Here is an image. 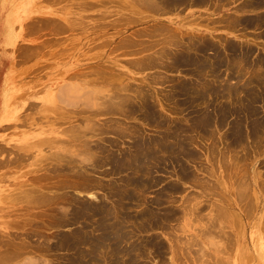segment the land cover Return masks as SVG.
<instances>
[{"label":"rangeland","instance_id":"obj_1","mask_svg":"<svg viewBox=\"0 0 264 264\" xmlns=\"http://www.w3.org/2000/svg\"><path fill=\"white\" fill-rule=\"evenodd\" d=\"M193 1L155 13L139 0H0V258L15 257L0 264H264V81L248 86L264 67L204 79L226 90L212 99L178 64L181 42L155 31L262 61L264 29L230 23L264 16V1ZM198 91L206 101H191Z\"/></svg>","mask_w":264,"mask_h":264},{"label":"bare ground","instance_id":"obj_2","mask_svg":"<svg viewBox=\"0 0 264 264\" xmlns=\"http://www.w3.org/2000/svg\"><path fill=\"white\" fill-rule=\"evenodd\" d=\"M131 1V0H130ZM141 3L140 4H142L144 7H146L147 9L149 8H151L152 9V11L153 12H155V13H159L160 11H163L164 10V8L165 9H169V7L171 6L170 4H175L176 5V3H179V2H182V3H186V2H191V1H193V0H167L168 2H165L164 0H139ZM197 1H199V2H205L206 3V1L207 0H197ZM264 0H247L246 2H245V5L246 6H251V7H255V6H258V5H260L262 2H263ZM89 2V1H88ZM105 2V1H104ZM194 2V1H193ZM132 3V2H131ZM82 4V3H81ZM86 4V3H85ZM89 4H90V2H89ZM102 4H103V2H102ZM181 4V3H180ZM179 4V5H180ZM198 4V3H197ZM87 6V5H86ZM135 6V5H134ZM139 6V5H138ZM172 7V6H171ZM171 7H170V9H171ZM252 18V17H251ZM129 20V19H128ZM71 21V20H70ZM78 21V20H77ZM232 26H236V27H238V26H242L243 27V29H246V28H248L249 26H254V27H257V28H263L264 29V16L263 15H259V16H257V17H255L254 19H250V18H238V19H236V20H233L231 23H230ZM70 25V24H69ZM228 26H229V24H228ZM230 27V26H229ZM157 29V30H156ZM155 29V31L156 32H159L158 34H159V36L160 35H162L163 34V36H165V38L163 39L164 41H165V43H166V45H167V47L169 48V47H172V46H176V47H178V44H179V41L181 42V46H182V50H181V48H180V50H181V52H182V54L183 55H180L179 56V58H178V61L180 62V63H178V64H180V67H186V68H189V70L191 69V68H194L193 70L191 69L189 72H192V73H194V74H197V76H193V78H191V79H195L196 81H197V83L199 84V82H201V83H204L205 84V87H204V89H203V91H207L210 95H211V97H212V99H213V97H218V96H223L224 97V95H225V92H226V90L224 91V93L222 94H220L219 93V91H221L222 92V90H218V87L216 86V84L214 83H211V82H209L210 80L211 81H216V83L217 82H220V83H223L224 81H226L227 79H235V81H237L238 82V80H240L241 78V76H240V74L242 73V71H239V69L240 70H249V71H254V69L259 65V66H262V67H264V59H262V61H259V60H256V59H251L250 57H251V55H252V53H253V49L251 48V47H249V46H243V45H236V44H234V42L232 41H230V42H228V41H226V40H224V41H226L227 42V44L226 43H224V42H220V46H221V48L219 47V46H217L218 44H216L215 42H213V41H210V40H207V39H198V40H194V37H189V42L188 43H184L183 44V42L181 41L182 40V36L180 35V34H178V32H176V31H173V30H171V29H169L166 25H161L160 27H158V28H156ZM180 30V29H179ZM264 31V30H263ZM152 32H154V30L152 31ZM144 34V33H143ZM263 34V33H262ZM264 35V34H263ZM143 36V35H142ZM149 37V36H148ZM154 37V36H153ZM156 37V36H155ZM160 40V39H159ZM157 41V40H156ZM143 42V41H142ZM159 42V41H158ZM163 42V41H162ZM156 43V42H155ZM155 43H154V45H155ZM163 44V43H162ZM151 45V44H150ZM159 45V44H158ZM157 45V46H158ZM161 45V44H160ZM165 45V46H166ZM179 45V46H180ZM153 46V45H152ZM156 46V45H155ZM168 48H162V50H160V51H158V52H155L154 54H156L157 56H159V58H162V56H164V55H167V53L169 52V49ZM150 50V49H149ZM159 50V49H158ZM173 50V49H172ZM177 50H179V49H177ZM174 51V50H173ZM208 51H210V56L209 57H207V53H208ZM169 54H172V53H169ZM168 54V55H169ZM148 56V55H147ZM175 56V55H174ZM174 56H171V57H173L174 58ZM147 60V59H146ZM172 60V59H171ZM175 61H177V59H175ZM155 63H157V62H155ZM171 63H173V62H171ZM175 63V62H174ZM177 65V64H176ZM160 66H161V64H160ZM225 67V69H226V71L228 70V72L227 73H224V74H226L225 75V77L223 76V72H222V68H224ZM171 68H173V67H171ZM175 68V67H174ZM201 68H203V71L204 70H206L207 69V74H206V76L205 75H203V73H202V69ZM239 68V69H238ZM196 69V70H195ZM177 69H175V71H176ZM181 71V70H180ZM240 72V73H239ZM191 73V74H192ZM159 74V73H158ZM207 76H209V77H207ZM254 77V76H253ZM250 78L249 80H248V86L249 85H256V86H259V83H263V81H264V74L262 75V74H259L257 77H255V78ZM157 79V78H156ZM160 79V78H159ZM204 79H207V80H209V81H207V80H204ZM238 79V80H237ZM158 80V79H157ZM156 80V81H157ZM254 80H256V81H254ZM106 81V80H105ZM194 81V80H193ZM85 82V81H84ZM240 82V81H239ZM219 83V84H220ZM225 83V82H224ZM179 84H180V82H179ZM184 84V83H183ZM218 84V83H217ZM194 85H195V83L194 82H190L189 84H187L186 85V89H183V90H185V95H187L188 93H193L192 92V90L193 89H195L196 90V86L194 87ZM203 85V84H202ZM202 85H201V87H202ZM184 86V85H183ZM224 86V85H223ZM222 86V87H223ZM226 86V85H225ZM234 86V85H233ZM246 86V85H245ZM261 86V85H260ZM76 87V86H75ZM85 87V86H84ZM227 88H229V89H227V90H229V97L228 98H230V99H232L233 97H234V99L236 98L237 99V95H238V93H239V89H241L240 87H238V86H234V87H232L231 86V88H230V86H227ZM249 88V87H248ZM64 89V88H63ZM63 89H61L60 88V91L61 90H63ZM175 89V88H174ZM201 89V88H200ZM198 90V89H197ZM64 91V90H63ZM66 91V90H65ZM64 91V92H65ZM87 91V90H86ZM181 91V90H180ZM200 91V90H199ZM198 91V92H199ZM241 91V90H240ZM243 91L244 92H246L247 94H249V91L251 92V89L248 91V89L245 87L244 89H243ZM252 91H254L253 89H252ZM64 92H61V93H57V94H62V93H64ZM183 92V91H182ZM252 93H254V92H251V95H252ZM92 94H93V92L91 91L89 94H88V96H92ZM194 94V93H193ZM237 94V95H236ZM262 94V93H261ZM184 95V96H185ZM190 95V94H189ZM192 95V94H191ZM208 95V94H207ZM228 95V94H227ZM243 95H244V93H243ZM256 95V94H255ZM58 96V95H57ZM182 96V95H181ZM262 97H261V100L263 101L264 100V96L263 95H261ZM89 97V98H90ZM210 97V96H209ZM210 97V98H211ZM216 97V98H217ZM222 97V98H223ZM226 97V96H225ZM258 97V96H257ZM191 98H193L191 101L193 102V101H196V100H201V99H203V101H206V100H204V98H206L205 97V93L203 92H199V94L197 95V96H193L192 95V97ZM209 98V99H210ZM218 98H220V97H218ZM241 98V97H240ZM245 98V97H244ZM207 99V98H206ZM211 99V100H212ZM234 99H232V100H234ZM239 99V98H238ZM225 100H227V99H225ZM229 100V99H228ZM232 100H230L231 102H232ZM256 100V99H255ZM202 101V100H201ZM229 101V102H230ZM257 101V100H256ZM255 101V102H256ZM199 102V101H198ZM210 102V101H209ZM221 102V101H220ZM249 104L250 105H252V103L254 102V100L251 98V99H249ZM129 103H131V102H129ZM143 103V102H142ZM205 104H206V102H204ZM213 103V102H212ZM211 103V104H212ZM188 104V103H187ZM214 104V103H213ZM219 104V103H218ZM132 105H135V104H132ZM222 105H224V102H223V104ZM221 105V106H222ZM247 104H245V106H246ZM249 105V106H250ZM130 106V105H129ZM197 106V105H196ZM199 106V105H198ZM220 106V105H219ZM248 106V105H247ZM134 107V106H133ZM132 107V108H133ZM209 107H210V105H209ZM212 107H213V105H212ZM135 108V107H134ZM251 107H249L248 109H250ZM151 109V108H150ZM220 109V108H219ZM218 109V110H219ZM240 109V108H239ZM247 109V110H248ZM132 110V109H131ZM154 110V109H153ZM221 110L223 111V112H225L226 110H228L227 108L226 109H224L223 108V106L221 107ZM221 110H219L220 111V113L219 114H222V115H224L223 114V112L221 111ZM233 110H234V108H233ZM240 110H242V109H240ZM240 110H239V112H240ZM113 111H115L116 112V110H113ZM132 111H134V110H132ZM139 111V110H138ZM141 111V110H140ZM143 111V110H142ZM230 111H231V109H230ZM249 111V110H248ZM252 112H253V109L251 110ZM255 111L256 110H254V114H255ZM137 112V111H136ZM146 112V111H145ZM144 112V113H145ZM149 112V111H148ZM156 112V111H155ZM201 112H203V111H201ZM250 112V111H249ZM248 112V113H249ZM251 112V113H252ZM217 113V112H216ZM233 113V112H232ZM149 114V113H148ZM197 114V113H196ZM199 114V113H198ZM218 114V115H219ZM229 114V113H228ZM240 114H241V112H240ZM247 114V113H246ZM252 115H253V113H252ZM156 117V116H155ZM213 117H214V115H213ZM226 117V116H225ZM224 117V118H225ZM251 117V116H250ZM196 118V117H195ZM200 121H202V120H200ZM207 121V120H206ZM204 122V121H203ZM208 122V121H207ZM219 121L217 120V123H218ZM221 122H222V120H221ZM201 123V122H200ZM205 123V122H204ZM199 124V123H198ZM202 124V123H201ZM262 124V123H261ZM95 125V124H94ZM206 125V124H205ZM209 125V124H208ZM221 125H223V123L221 124ZM257 125V124H256ZM88 126V125H87ZM86 126V127H87ZM102 126V125H101ZM199 126H202V125H199ZM220 126V125H219ZM238 127V126H237ZM210 128V127H209ZM258 128V127H257ZM240 130H241V128H239ZM87 130H88V128H87ZM91 130V129H90ZM208 130V129H207ZM238 130V129H237ZM254 130H255V128H254ZM86 131V130H85ZM103 131V130H102ZM117 134V133H116ZM237 134V133H236ZM238 136V135H237ZM235 137V136H234ZM242 137H244V136H242ZM155 138V137H154ZM157 138V137H156ZM159 138V137H158ZM240 139V138H239ZM244 139V138H243ZM245 139H246V137H245ZM41 140H43V139H39L38 141H36V140H32V141H30V142H28V144L27 145H34V144H39V142H41ZM140 140V139H139ZM145 140H147V139H145ZM160 140V139H159ZM181 140V139H180ZM247 140V139H246ZM43 141H45V140H43ZM51 141V140H50ZM57 141H59L58 139H55V142H57ZM147 142V141H146ZM152 142V141H151ZM156 142H157V139H156ZM182 142V141H181ZM185 142V141H184ZM90 143V142H89ZM150 143V142H149ZM239 143V142H238ZM183 144V143H182ZM238 145V144H237ZM106 147V146H105ZM104 147V148H105ZM151 147V146H150ZM153 147V146H152ZM160 147V146H159ZM102 148V147H101ZM147 148V147H146ZM146 148H144L145 149V151H146ZM162 148V147H161ZM160 148V149H161ZM106 149V148H105ZM105 149H103V151H105ZM153 150H154V148H152ZM155 149H157V147L155 148ZM185 149V148H184ZM187 149V148H186ZM107 150V149H106ZM140 150H142V149H140ZM148 150H150V151H152L151 149H148ZM102 151V150H101ZM137 151V150H136ZM139 151V150H138ZM154 152H155V150H154ZM153 152V153H154ZM158 152V151H157ZM132 153H133V151H132ZM140 153H142L143 154V151L142 152H140ZM147 153V152H146ZM145 153V154H146ZM78 154H80V153H78ZM124 154V153H123ZM127 154V153H126ZM126 154H125V156H126ZM155 154H157L156 152H155ZM166 154V153H165ZM130 155H132V154H130ZM123 156V155H122ZM144 156V155H143ZM137 157H138V155H137ZM137 157H136V159H137ZM140 157V156H139ZM138 157V158H139ZM147 157V156H146ZM146 157H142V158H139V159H135V158H133V159H135V160H133V159H130V161L131 160H133V162H131V164H133V163H136L137 164V166H138V168H139V170H142V168L143 167H146V164H147V162H146ZM154 157L155 156H153V159H154ZM118 158V157H117ZM124 158V157H123ZM126 158V157H125ZM128 158V157H127ZM127 158H126V160H127ZM132 158V157H131ZM148 158H149V156H148ZM152 158V157H151ZM152 159V160H153ZM158 159V158H157ZM174 159V158H173ZM120 160V159H119ZM118 160V161H119ZM150 160V159H149ZM148 160V161H149ZM155 160V159H154ZM129 161V160H128ZM137 161V162H136ZM67 163V162H66ZM120 163H122V162H120ZM126 164H130V163H127V162H125ZM154 163H155V161H154ZM179 163V162H178ZM117 164V163H116ZM123 164V163H122ZM135 164V165H136ZM114 165H115V163H114ZM121 165V164H120ZM125 165V164H124ZM129 166V165H128ZM131 166V165H130ZM64 167H66V166H64ZM69 168V167H68ZM75 168V167H74ZM125 168V167H124ZM127 169H128V167H126ZM60 169V168H59ZM77 169H79V168H77ZM76 169V170H77ZM120 169V168H119ZM132 169V168H131ZM71 170V169H70ZM124 170V169H123ZM79 171V173H81L80 172V170H78ZM56 172V171H55ZM142 172H145V171H142ZM140 173V172H139ZM138 173V174H139ZM147 173V172H146ZM82 174V173H81ZM81 174H79V175H81ZM142 174V173H141ZM184 174V173H183ZM87 175V174H86ZM78 176V175H77ZM133 176V175H132ZM80 178H81V176H79ZM133 178V177H132ZM134 178H135V176H134ZM91 179V178H90ZM246 188V187H245ZM244 190V189H243ZM247 191V190H246ZM242 193V192H241ZM126 194V193H125ZM239 195H241V194H239ZM243 195V194H242ZM87 205V204H86ZM89 205V204H88ZM82 206V205H81ZM93 206L95 207V205L93 204ZM83 207V206H82ZM86 207V206H85ZM84 207V208H85ZM88 207V206H87ZM86 207V208H87ZM91 207V206H90ZM89 207V208H90ZM98 207V206H97ZM106 207V206H105ZM94 209V208H93ZM95 210V209H94ZM85 213H87V212H85ZM84 213V214H85ZM83 215V214H82ZM88 215H89V212H88ZM91 215V214H90ZM101 215V214H100ZM77 216V215H76ZM97 216V215H96ZM77 218V217H76ZM105 218H107L106 216H105ZM104 218V219H105ZM108 218H109V215H108ZM107 218V219H108ZM106 220V219H105ZM110 220H111V218H110ZM96 225H98V224H96ZM100 226V225H99ZM104 226V225H103ZM96 227H98V226H96ZM102 227V226H101ZM103 228V227H102ZM101 228V229H102ZM104 228H105V226H104ZM106 228H107V226H106ZM100 229V228H99ZM100 229V230H101ZM107 230V229H106ZM103 231H104V229H103ZM102 231V232H103ZM110 231V230H109ZM108 231V232H109ZM101 232V233H102ZM104 232H106V231H104ZM107 232V233H108ZM115 232H117V231H115ZM83 233V232H82ZM85 233H87V232H85ZM105 234V233H104ZM109 234H111V233H108L107 235H109ZM114 233H112L111 235H113ZM80 235H82V234H79V236ZM88 235V234H87ZM101 235V234H100ZM119 235V234H118ZM83 236V235H82ZM86 237V236H85ZM104 237H106V236H103V238ZM80 238H82V237H80ZM96 238V237H95ZM101 238H102V235H101ZM106 238H108V237H106ZM106 238H104V239H106ZM72 239V238H71ZM77 240H78V238H76ZM76 239H74V237H73V243L74 242H76L77 240ZM98 239V238H97ZM109 239V238H108ZM107 240V239H106ZM70 241V243H71V241L72 240H69ZM80 241V240H79ZM96 241V240H95ZM99 242L101 241V240H98ZM97 241V242H98ZM103 241H105V240H103ZM102 241V242H103ZM108 241V240H107ZM102 242H100V243H102ZM106 242V241H105ZM104 242V243H105ZM92 243V242H91ZM91 243H89V244H91ZM93 243H95V242H93ZM6 245V244H5ZM8 245V244H7ZM92 245H96V244H92ZM100 245H103V243L102 244H100ZM10 246V245H9ZM97 246V245H96ZM95 247V246H94ZM93 247V248H94ZM98 247V246H97ZM96 247V248H97ZM103 247V246H102ZM91 248V247H90ZM93 248H91V249H93ZM98 249H100L99 247H98ZM80 250V249H79ZM96 250V249H95ZM78 251V250H77ZM76 251V253L77 254H79V252H77ZM90 251V250H89ZM5 252V251H4ZM8 252H10V251H8ZM95 252V251H94ZM12 253V252H11ZM75 253V254H76ZM83 253H85V252H83ZM16 253H14V255H15ZM119 254V253H118ZM12 255V254H11ZM87 255V254H86ZM16 256V255H15ZM79 257V256H78ZM77 257V258H78ZM11 258V260H14L15 259V257L12 255V256H10L8 253H6L5 255H4V257H1L0 259H2L3 261H7L8 262V259H10ZM12 258H14V259H12ZM17 258H18V256H17ZM35 259V258H34ZM92 259V258H91ZM94 259V258H93ZM28 260V259H27ZM31 260H33V259H31ZM40 260V259H39ZM38 261V260H37ZM37 261H35V262H37ZM41 261V260H40ZM44 261V260H43ZM88 261H89V259H88ZM32 262H34V261H32ZM32 262H31V264H32ZM23 263H25V262H23ZM27 263V262H26ZM30 263V262H29ZM42 263V262H41ZM77 263H79V262H77ZM5 264V263H4ZM33 264H35V263H33ZM42 264H44V263H42Z\"/></svg>","mask_w":264,"mask_h":264}]
</instances>
